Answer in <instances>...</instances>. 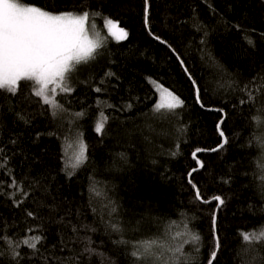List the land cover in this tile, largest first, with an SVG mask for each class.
I'll return each instance as SVG.
<instances>
[{
	"label": "trees",
	"instance_id": "trees-1",
	"mask_svg": "<svg viewBox=\"0 0 264 264\" xmlns=\"http://www.w3.org/2000/svg\"><path fill=\"white\" fill-rule=\"evenodd\" d=\"M26 2L53 12H99L119 21L128 38L117 42L103 35V19L96 17L95 30L105 46L71 74L74 91L58 90L56 99L66 109L59 118L32 95L29 82H21L16 97H0V146L11 158L13 173L10 178L0 170V227L6 222L8 235L18 239L33 234L28 228L43 225L50 246L57 232H63L65 240L71 235L55 222L63 216L97 229L87 234L112 264H132L134 242L161 236L166 229L182 233L187 225L201 241L198 253L190 244L184 251L196 257L197 264H208L216 246L217 201L211 199L219 195L225 203L217 213L219 250L213 264H264V244L249 249L241 236L264 226V123L257 119L264 118V89L255 91L264 77V0H148L147 26L145 0ZM245 37L254 40L255 47ZM181 60L200 89L203 108ZM150 79L185 101L176 115L153 113L158 94ZM245 85L253 90L254 104L242 91ZM96 87L103 91L97 93ZM97 101L103 102L99 109ZM100 111L108 117L103 135L95 131ZM17 112L30 122L19 120ZM218 125L228 143L207 152L223 141ZM78 134L87 145V161L73 169ZM197 148L205 151L194 159ZM198 159L204 166L192 172ZM11 179L22 181L29 193L19 208L7 196L16 191L9 187ZM193 184L208 203L195 199ZM109 200L119 206L122 234L106 229L101 220L108 219L104 205ZM40 205L56 212L50 216V209ZM25 209L38 218L26 217ZM122 239L129 243H120ZM54 254L58 249L44 252ZM0 264H10L7 252ZM22 264L43 261L25 258ZM92 264H99L96 257Z\"/></svg>",
	"mask_w": 264,
	"mask_h": 264
},
{
	"label": "snow or ice",
	"instance_id": "snow-or-ice-1",
	"mask_svg": "<svg viewBox=\"0 0 264 264\" xmlns=\"http://www.w3.org/2000/svg\"><path fill=\"white\" fill-rule=\"evenodd\" d=\"M147 3L148 0H145L146 26L148 24ZM81 6L83 7V5ZM98 16L102 17L104 29L106 30L103 35L115 38L117 42L128 38V31L120 26L119 21L110 17H103L99 12L90 13L87 10L80 13L70 11L53 12L35 4L27 3L26 0H0V97H3L6 101L10 100V97H16L21 82H29L32 95L41 98L42 103L50 107L51 115L59 118L60 114L65 112L66 109L56 99L58 90L63 93L74 91L69 83L71 74L77 70L78 66L86 65L94 60L99 54L98 50L105 46L102 34L96 32L95 38H93L89 35V30L86 27L91 19L92 27L95 28V19ZM155 39L160 40V37L155 36ZM245 39L250 46L255 47L254 40L250 37H245ZM161 43L166 42L161 40ZM180 63L183 64V61L181 60ZM184 70L187 72V68ZM108 75H114V73ZM189 79H191L190 74ZM259 79L261 85L255 89L256 92L264 89V77ZM191 82L194 86L196 102L202 108L205 107L200 99V89L195 86L196 81L191 79ZM150 84L154 86V92L158 94V102L153 106V113L161 116L176 115V110L184 107L185 101L169 88L151 79ZM95 91L100 93L103 88L96 87ZM242 91L247 93L249 101L254 104L255 95L253 90L245 85ZM102 103V101H97L98 109ZM241 103L243 104L245 101L241 100ZM107 107L115 106L109 104ZM127 107L130 109L132 105L129 104ZM217 111L220 110L217 109ZM76 115L82 117L83 113H77ZM16 116L25 124L30 122L23 113L17 112ZM257 119H261V122L264 123V118ZM107 121L108 117L104 115L103 111H100L95 124L96 133L103 135ZM219 134L221 137L225 136L223 131H220ZM81 135L78 134L77 138L79 150L75 155V162L70 165L73 169L83 166L87 161V145L80 138ZM11 143L15 144L16 141L12 140ZM227 143L228 140L225 137L224 144ZM224 144L219 147L223 148ZM217 150L211 149V151ZM201 151L205 150L197 148L192 153L193 158L195 159L196 154ZM10 159L5 149L0 146V170L11 178L13 173L9 165ZM197 162L201 168L204 166L203 162ZM195 171H198V169H192V172ZM74 174V171L68 173L69 177ZM189 177H191V172ZM261 178L262 184H264V165L261 168ZM3 183V181H0V185ZM189 183H192L191 179H189ZM192 186L195 199L208 203L209 201H204L201 197L199 188L194 184ZM9 187L16 191L7 193V196L13 200L15 207L19 208L29 193L24 191L22 181L11 179ZM91 191L96 196L100 195L95 188ZM17 195L23 198L16 199ZM261 195L264 196V187H262ZM212 199L218 201L220 205L225 203L220 196H214ZM40 206L48 207L50 216L51 213L56 212V208L50 205ZM118 207L114 201L109 200L104 205L108 219L104 221L103 216H101V220L106 224V229L122 234L124 228L118 219ZM92 211L95 213L96 209L93 208ZM25 213L26 217L38 218L33 211L25 209ZM67 215H71V213H67ZM55 222L69 228L71 235L65 240L63 232H57V240L53 241L50 246L47 245L48 238L42 231L43 225L28 228L27 232L33 234L17 239L8 235L5 222L4 226L0 227V245H3V247H0V256L7 252L10 257V264H22L25 258L37 257L43 261V264H92L93 257H96L99 264H112L103 252L93 247L94 241L87 234L95 232L97 229L88 224L73 223L71 220L65 221L63 216ZM213 224H215V220H213ZM183 227L185 231L182 233L172 234L170 229H166L161 236L134 242L132 245L133 251L130 253L134 258L132 264H197V258L193 257L191 253L185 252L184 245H193L194 251L198 253L201 237L198 233L187 228V225ZM81 232L84 235H81ZM241 236L242 241L249 249L257 242L264 244V226L248 233H242ZM119 242L129 243L123 239ZM69 244L72 245L71 248ZM77 246L79 247L77 248ZM48 247L58 249V254L44 255ZM218 249L219 238L217 237L216 246L208 257V264H213ZM65 251L69 254L64 255ZM245 264H249V262H245Z\"/></svg>",
	"mask_w": 264,
	"mask_h": 264
},
{
	"label": "water",
	"instance_id": "water-1",
	"mask_svg": "<svg viewBox=\"0 0 264 264\" xmlns=\"http://www.w3.org/2000/svg\"><path fill=\"white\" fill-rule=\"evenodd\" d=\"M147 7H148V3H147ZM182 66H183V68L185 69L186 67H185V64L183 63L182 64ZM187 74H188V76H189V72H188V70H187V72H186ZM191 76V75H190ZM191 79H193V77L191 76ZM196 87H197V85H195ZM204 109H206V108H204ZM224 113V112H223ZM224 118H225V113L223 114V118L221 119V120H224ZM220 124V123H219ZM218 129H219V131H221V129H220V126L218 125ZM224 139H225V136L223 137V141H222V143L221 144H224ZM220 144V145H221ZM219 145V146H220ZM216 147V148H214V149H220V147ZM224 146H225V144H224ZM207 151V150H206ZM207 152H215V151H211V150H208ZM198 161H201L202 162V160H200V159H198ZM197 169H201V167L200 166H198L197 167ZM190 178V177H189ZM216 196H219V195H216ZM221 197V196H220ZM222 198V197H221ZM211 200H213V199H211ZM221 205L219 204V202L217 201V206H216V210H215V215H214V220H215V233H216V238L218 237V235H217V231H216V221H217V213H218V210H219V207H220ZM219 250V249H218ZM217 253H218V251H217Z\"/></svg>",
	"mask_w": 264,
	"mask_h": 264
},
{
	"label": "rangeland",
	"instance_id": "rangeland-1",
	"mask_svg": "<svg viewBox=\"0 0 264 264\" xmlns=\"http://www.w3.org/2000/svg\"><path fill=\"white\" fill-rule=\"evenodd\" d=\"M88 25H89V24H88ZM88 25H86V27H87L88 30H89V35H90L91 37L95 38V33H96L95 28H92V27H90V26H88Z\"/></svg>",
	"mask_w": 264,
	"mask_h": 264
}]
</instances>
